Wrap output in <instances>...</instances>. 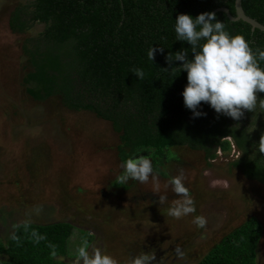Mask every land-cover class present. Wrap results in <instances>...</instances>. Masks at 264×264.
<instances>
[{
  "label": "trees",
  "instance_id": "trees-1",
  "mask_svg": "<svg viewBox=\"0 0 264 264\" xmlns=\"http://www.w3.org/2000/svg\"><path fill=\"white\" fill-rule=\"evenodd\" d=\"M242 6L264 24V0H242ZM220 7L236 15L235 0H26L12 10L9 26L24 34L38 23L44 25L23 45L32 67L25 78L28 95L39 101L58 96L68 109L88 110L111 122L119 133L121 161L146 150L165 176L161 167L179 161L181 148L201 151L211 164L218 151L227 153L234 144L239 153L231 167L264 185V153L258 150L264 111L244 110L233 120L201 102L200 110L207 115L193 117L181 95L187 83L186 71L178 70L182 62L167 59L181 49H187L188 58L193 55L188 42L176 40L178 13L195 17ZM215 13L230 34L243 35L253 50L264 49L263 30L231 20L223 10ZM151 45L163 49L153 61L147 57ZM259 63L264 68V61ZM137 67L144 70L143 80L130 71ZM256 95L258 101L264 98V92ZM168 148L175 159H166ZM114 186L128 184L116 180ZM16 226V239L12 233L6 241L0 239V264H73L63 258L75 229L71 222L25 221ZM262 236V222L249 216L194 264H258Z\"/></svg>",
  "mask_w": 264,
  "mask_h": 264
},
{
  "label": "rangeland",
  "instance_id": "rangeland-1",
  "mask_svg": "<svg viewBox=\"0 0 264 264\" xmlns=\"http://www.w3.org/2000/svg\"><path fill=\"white\" fill-rule=\"evenodd\" d=\"M23 3L0 0V239L6 241L21 222L68 221L75 229L65 261L73 263L87 239L120 264L142 251L154 252L159 264H194L254 215L263 225L257 259L264 264V185L231 167L236 146L218 151L211 164L201 151L181 148L179 161L161 167L167 175L157 172L143 184L130 180L126 188L114 186L121 171L120 138L111 122L68 109L58 96L39 101L26 91L32 67L23 45L44 25L24 34L11 31L10 14ZM181 169L196 213L176 219L166 211L179 197L165 183ZM157 190L167 195L165 204ZM197 214L207 217L204 228L192 223ZM177 245L183 258L175 256Z\"/></svg>",
  "mask_w": 264,
  "mask_h": 264
},
{
  "label": "clouds",
  "instance_id": "clouds-1",
  "mask_svg": "<svg viewBox=\"0 0 264 264\" xmlns=\"http://www.w3.org/2000/svg\"><path fill=\"white\" fill-rule=\"evenodd\" d=\"M174 32L176 40L188 42L193 53L192 57L188 58L187 49H181L167 56L169 62L172 60L182 62L178 65V70L186 71L187 83L181 95L184 106L192 111L193 117L207 115L200 110L201 102L207 103L217 114H223L233 120H239L244 110L264 111V98L258 101L256 95L257 92H264V68L259 63L264 61V49L253 50L243 35L230 34L224 22L216 18L214 11H203L195 17L189 13H178ZM162 50L151 45L147 50L148 59L153 61L155 53ZM130 71L135 73L139 80L145 78L142 68L137 67ZM258 150L264 153V135H261ZM141 151L136 150L121 161L119 166L121 171L116 176L118 184L126 185L130 180L143 184L150 178L156 179L158 173L152 157L149 154H137ZM165 154L168 160L176 158V153L170 148L165 149ZM169 186L179 198L168 204L166 214L180 219L196 213L194 197L186 186V176L182 169L176 175L168 176L165 188ZM155 192L160 193L159 190ZM167 200V195L160 193V204H165ZM192 223L197 228H204L207 217L202 214L193 215ZM11 238H17L15 232ZM174 253L178 258L185 256V251L178 245ZM52 255H55V252ZM73 264H120V262L102 247L90 244L85 239L76 250ZM125 264L159 262L155 261L154 252L142 251L130 256Z\"/></svg>",
  "mask_w": 264,
  "mask_h": 264
},
{
  "label": "water",
  "instance_id": "water-1",
  "mask_svg": "<svg viewBox=\"0 0 264 264\" xmlns=\"http://www.w3.org/2000/svg\"><path fill=\"white\" fill-rule=\"evenodd\" d=\"M235 8H236V15H232L230 13V11L228 10V8L226 7H220V8H217L215 11L217 10H223L227 13L228 17L231 19V20H239V19H242L248 23H250L252 25L253 28H259L261 30L264 31V24H262L261 22H259L258 20H256L255 18H252L251 16H249L248 14H246L243 6H242V0H235ZM137 154H146V151H141L140 153H137Z\"/></svg>",
  "mask_w": 264,
  "mask_h": 264
}]
</instances>
